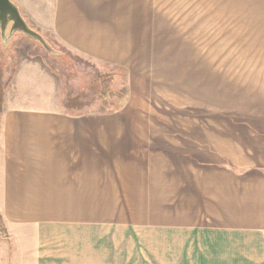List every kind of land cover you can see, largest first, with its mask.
<instances>
[{
  "label": "crops",
  "instance_id": "obj_1",
  "mask_svg": "<svg viewBox=\"0 0 264 264\" xmlns=\"http://www.w3.org/2000/svg\"><path fill=\"white\" fill-rule=\"evenodd\" d=\"M27 1L20 8L32 9ZM80 4L34 1V21L51 34L37 31L74 53L126 60L90 32V9ZM25 76L42 82L41 72L18 75L17 91ZM8 99L0 113V232L15 241L10 264H264V141L248 171L177 167L176 175L165 170L164 182L163 171L154 175L152 152L138 164L130 144H121L143 134L133 122L48 111L44 99ZM129 192L132 203L142 201L136 193L147 195L146 221L90 217L93 209L122 208Z\"/></svg>",
  "mask_w": 264,
  "mask_h": 264
},
{
  "label": "rangeland",
  "instance_id": "obj_2",
  "mask_svg": "<svg viewBox=\"0 0 264 264\" xmlns=\"http://www.w3.org/2000/svg\"><path fill=\"white\" fill-rule=\"evenodd\" d=\"M34 1H27L32 9L18 5L21 13L31 28L50 35L31 15L40 9ZM79 1L90 9L84 16L90 32L114 44L127 59L116 63L98 53H74L48 36L63 53L55 56L23 32L10 35L9 25L6 40L0 29L2 109L8 98H36L48 100L42 105L48 111L65 108L106 122H133L143 134L121 144H130L126 152L138 164H145L141 158L152 152L154 175L163 171L159 179L164 182L165 170L176 175L177 167L248 171L257 166L258 145L264 141V15H259V0ZM36 71L42 73L41 84L25 76L24 89L17 91L18 75ZM136 194L140 203L131 202L134 193H123L122 208L93 209L90 217L144 222L150 211L144 204L147 195ZM6 235L0 232V264L16 259L15 241L9 231L8 239Z\"/></svg>",
  "mask_w": 264,
  "mask_h": 264
},
{
  "label": "water",
  "instance_id": "obj_3",
  "mask_svg": "<svg viewBox=\"0 0 264 264\" xmlns=\"http://www.w3.org/2000/svg\"><path fill=\"white\" fill-rule=\"evenodd\" d=\"M10 25V35L23 32L27 37L39 41L44 48L55 56L63 55L54 49L47 39L32 29L23 17L19 6L13 0H0V29L4 40L7 39V29Z\"/></svg>",
  "mask_w": 264,
  "mask_h": 264
},
{
  "label": "trees",
  "instance_id": "obj_4",
  "mask_svg": "<svg viewBox=\"0 0 264 264\" xmlns=\"http://www.w3.org/2000/svg\"><path fill=\"white\" fill-rule=\"evenodd\" d=\"M1 110H2V97H1V92H0V113H1ZM0 230L1 231L5 230L4 224H3V218L1 215H0Z\"/></svg>",
  "mask_w": 264,
  "mask_h": 264
}]
</instances>
